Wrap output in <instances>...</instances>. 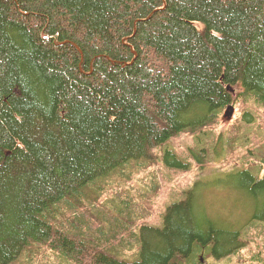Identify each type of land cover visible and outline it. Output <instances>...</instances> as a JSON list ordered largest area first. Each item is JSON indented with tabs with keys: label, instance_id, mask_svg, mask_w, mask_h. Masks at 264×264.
Wrapping results in <instances>:
<instances>
[{
	"label": "trees",
	"instance_id": "obj_1",
	"mask_svg": "<svg viewBox=\"0 0 264 264\" xmlns=\"http://www.w3.org/2000/svg\"><path fill=\"white\" fill-rule=\"evenodd\" d=\"M216 158L253 202L246 234L264 217V0H0V264H264V227L220 229L207 177L158 211L164 170Z\"/></svg>",
	"mask_w": 264,
	"mask_h": 264
},
{
	"label": "rangeland",
	"instance_id": "obj_2",
	"mask_svg": "<svg viewBox=\"0 0 264 264\" xmlns=\"http://www.w3.org/2000/svg\"><path fill=\"white\" fill-rule=\"evenodd\" d=\"M226 112H224V114L221 116L220 123L214 125L210 129H207L209 130L207 136H209V142L211 144H215L214 138L217 133L220 131L227 132L239 114L237 109L235 112L233 110L231 115H227ZM193 144V138L186 135L179 136L174 142L176 148L183 151L187 150V147ZM220 151H222V148ZM218 155L223 156V153L219 152ZM237 160V155H234L233 157L230 156V162L232 165H235ZM231 164L223 159L220 160V158H216V161L207 163L203 170H199L201 164H198L196 160H192V165L186 172H171L164 170L163 178L161 176L159 179L162 183H166L157 197V200L160 203L158 206L159 213H163L165 211L166 207L173 200H175L173 198L180 200L187 189V185L194 184V182L198 180L199 177H207L205 180L209 179L211 181V184H208V186L213 188H208L205 191L206 204L213 207L225 224L229 225L241 221L244 217H246L244 208L253 205V202L238 187L234 189L228 187L235 185L234 180H232L233 176L231 174H226V171L232 168ZM142 177L144 182L147 183L151 178V174L145 172ZM137 179L140 182L139 178ZM213 258L214 257H211L209 261V259H206L202 256L200 264H227V257H222V259L218 260ZM46 259L47 256L43 262H39L37 264H43Z\"/></svg>",
	"mask_w": 264,
	"mask_h": 264
},
{
	"label": "bare ground",
	"instance_id": "obj_3",
	"mask_svg": "<svg viewBox=\"0 0 264 264\" xmlns=\"http://www.w3.org/2000/svg\"><path fill=\"white\" fill-rule=\"evenodd\" d=\"M230 89V91L234 92V89H232L230 86L228 87ZM202 210L199 209L197 212L193 211V217L196 219V221H199L201 225L204 224L205 228H207V224L211 223L210 221L207 220L206 215H204L202 212ZM244 222V221H243ZM219 227L220 229H223L225 231H231L236 233L237 235L239 234L240 236L244 237V241H253L255 239H257L263 232L262 228L264 227V217L263 218H257V223L256 225L252 226L249 228V232L245 234V232H243V230H245L243 227V225H237L235 223L227 225L224 223H219ZM215 228L216 225H213Z\"/></svg>",
	"mask_w": 264,
	"mask_h": 264
},
{
	"label": "water",
	"instance_id": "obj_4",
	"mask_svg": "<svg viewBox=\"0 0 264 264\" xmlns=\"http://www.w3.org/2000/svg\"><path fill=\"white\" fill-rule=\"evenodd\" d=\"M232 113H233V107H230L226 114L227 115H229V114L231 115Z\"/></svg>",
	"mask_w": 264,
	"mask_h": 264
}]
</instances>
